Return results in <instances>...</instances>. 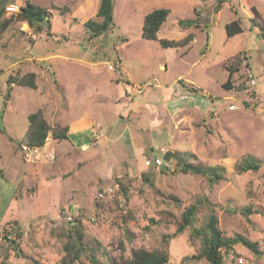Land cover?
I'll list each match as a JSON object with an SVG mask.
<instances>
[{
  "label": "rangeland",
  "instance_id": "rangeland-1",
  "mask_svg": "<svg viewBox=\"0 0 264 264\" xmlns=\"http://www.w3.org/2000/svg\"><path fill=\"white\" fill-rule=\"evenodd\" d=\"M221 1L216 14L219 0H112V28L90 37L83 23L96 20L100 0H13L19 6L30 2L45 8L50 29L38 31L13 19L0 33V227L16 234L13 241L22 253L17 256L0 240V264L4 259L7 264H61L67 254L69 264H107L120 256L130 258L131 251L140 248L166 251L167 264H210L193 259L208 234L209 204L222 237L242 235L257 243L259 251L255 255L235 244L232 251H223V264H264V37L259 34V27L264 28V0ZM155 9L169 13L158 39L146 40L141 36L143 19ZM15 14L5 12L4 18ZM235 19L242 33L228 38L224 27ZM193 33L185 47L162 48L158 42ZM234 56L242 64L233 74V88L227 90L223 65ZM246 69L255 81L251 90L245 86ZM29 72L38 76L35 89L8 84L9 77ZM180 79L220 103L212 102L216 114L208 115L207 124L185 121L177 124L176 133L174 120L165 122L155 108L166 103L171 109L181 102L173 95L164 98L156 86L168 95ZM149 82L142 95L131 94L133 88L127 85ZM125 92L132 102L121 100L115 106ZM149 96L151 102L145 105ZM230 104L236 109L229 110ZM38 109L53 126L68 127L87 113L104 127L107 140L76 147L81 143L78 137L75 144L72 135L65 140L48 136L43 145L52 159L26 162L19 143L27 115ZM134 123L147 129L139 134L150 143L148 159L162 158L163 146L192 154L204 166H224L223 179L210 185L201 175L175 171L174 160L163 162L169 169L161 172L144 166L140 158L137 162L144 169L130 170L132 151L125 140ZM118 133L122 137L115 139ZM244 154L261 164L257 172L234 171ZM108 188L112 190L97 198ZM195 204L192 227L175 235L182 213ZM244 208L257 213L246 219ZM74 219L82 228L79 241L70 229ZM195 230L201 237L191 238ZM73 245L77 260L69 250Z\"/></svg>",
  "mask_w": 264,
  "mask_h": 264
},
{
  "label": "trees",
  "instance_id": "trees-1",
  "mask_svg": "<svg viewBox=\"0 0 264 264\" xmlns=\"http://www.w3.org/2000/svg\"><path fill=\"white\" fill-rule=\"evenodd\" d=\"M219 2L220 3H218L215 8L216 12L220 10V4L223 3V1L221 0H219ZM11 3H13V0H0V33H3L9 28V26L13 22V19L26 22L30 28L36 29L38 31L43 29H50V24H48V19L46 16V14L48 13L47 10H45V8H40L30 2H26L24 6H20L19 12L15 14L14 18L10 17L8 19H5V6ZM168 13L169 11L166 9H155L146 14L143 19L141 33L142 38L146 40H157V33L161 25L166 20ZM254 15L255 17H257L258 13L255 12ZM96 17V20L89 19L83 23L84 28L90 32V37L102 35L112 28V0H100L98 10L96 12ZM252 22L255 24V26H258L255 20H253ZM224 30L228 38L241 34L242 28L240 26V20L235 19L227 23L224 27ZM259 34L264 37V28L262 26L259 27ZM192 40L193 34H187L183 38L178 40L159 39L158 42L162 48H179L187 46ZM241 64L242 60H240L239 58H235L234 56L232 62L223 65L224 69L228 73V78L223 84V87L225 89H231L233 74L239 71V67L241 66ZM7 82L9 85L17 84L22 87L35 89L36 75L32 72H29L22 76H11L8 78ZM189 90L193 93L200 92V90L196 89L195 87H191ZM7 93H9V91ZM208 99L211 98L208 97ZM27 120L28 125L19 145L26 144L28 146L39 147L45 143V140L48 136H51L54 140H65L69 137L68 127L61 125L51 126L50 124H48L42 109H38L35 112L30 113L27 117ZM177 154L182 159V165L180 168H175V171L183 174L201 175L208 181L210 185L217 183L218 181L223 179V176L225 174L224 166H204L202 163L196 162V157L192 154L179 152ZM154 159H152V162H150L149 164L152 167L155 166ZM260 166L261 164L254 156L250 154H244L239 158V160L235 162L234 171L237 174H243L248 171L257 172L260 169ZM168 169L169 168L166 167L167 171ZM160 171L163 172L165 170H163V167H160ZM121 189L123 190V192H125V187L123 186V184L121 185ZM208 208L210 211L206 224V230L208 234L204 238H201V249L195 256H193V259L199 260L203 258L210 264H223V251L225 253L232 251V246L238 243L245 246L253 254L259 255L257 243L249 241L242 235H236L233 238L222 237L221 231L218 228L217 218L213 212V208L210 204L208 205ZM196 210L197 205L195 204L191 205L182 213L181 223L177 226L174 233L175 235H179L183 233L186 228L192 227ZM254 212L257 213V211ZM254 212H252L251 208H244L242 210V214L246 216V219H248V216ZM69 224H71V232L75 234L78 241L81 240L82 228L80 222L74 219L73 222ZM4 231L6 232V234H8L10 230ZM194 237H201L200 231H193L191 233V238ZM4 241L10 244V249H12L17 256H22V253L18 248L19 246L15 241L6 238L4 239ZM73 248L74 245L73 247L70 246L69 250L73 251V258L77 260L78 254L76 252L78 251H74ZM66 251L68 252V242ZM70 258L71 256L67 254V256L62 260L61 264H69L68 261ZM168 261L169 254L166 251L151 252L140 248L137 250H132L130 258L120 256L117 259L114 258L113 260H108L107 264H167ZM92 262H94V260ZM1 264H7V259H4Z\"/></svg>",
  "mask_w": 264,
  "mask_h": 264
},
{
  "label": "crops",
  "instance_id": "crops-1",
  "mask_svg": "<svg viewBox=\"0 0 264 264\" xmlns=\"http://www.w3.org/2000/svg\"><path fill=\"white\" fill-rule=\"evenodd\" d=\"M219 12H220V10L218 12H215V13L218 14ZM193 39H194V33H193ZM244 63L246 64V60H244ZM109 67H111V66H109ZM160 69H163V67L160 66ZM109 70H114V69H109ZM32 73H34V72H32ZM178 78L179 77H177V79ZM227 78H228V74H227ZM38 81H39L38 76H36V87L38 86ZM180 82H181V84H180ZM175 83H177V85L175 84L176 86H175L174 90L172 92H169L168 95L166 94L165 89L162 86H160V85L156 86L158 89L161 90L162 95L165 96L164 98L167 99V98H170L171 95H173V97H177V98H174V101H180L181 102L180 105H176V106L172 107L171 109H167V105H165L166 103L165 104L163 103L162 105H159L157 107L155 106L156 112L158 113L160 118H163L165 122L168 118H170L171 120H174L173 121V129L175 132L177 130L176 129L177 124H183V122H185V121L189 122L190 124H193L195 121H201L202 124H207L210 121L209 119H211V117L208 118V115H210L212 113V115H213L212 117H214L216 114V112H215L216 108L212 102L215 101V103H220V100L212 99V96L209 95V93H207L206 91L202 90L201 88H199L197 86H193L190 82H187L186 80L180 79V80L176 81ZM127 85H129V87L133 88V91L131 89V94H133V95L139 94V93H136V91L134 90L135 87H133L134 86L133 84L130 85L129 83H127ZM149 85H150V82L146 83V87ZM232 85H233V78L231 81V86ZM191 87H195L196 89H199L200 92L193 93L192 91L189 90ZM232 88H233V86L231 87V89ZM140 94L142 95V92ZM123 95H124L123 97L116 99L115 106H117V104L121 100H127V101H129V103L132 102V99H130L131 95L129 94V92H125ZM150 96H152V94H150ZM150 96L148 98L146 97V100H144L145 105L149 104V102H151ZM198 96H200V99L196 100ZM207 96L210 97L213 101H211V99H208ZM182 99H186L187 101L182 102ZM9 105H10V103L7 106H9ZM81 118L82 119H80L78 121H71L70 125H68V135H70V136L72 135V138H73L72 140H74L75 144L77 143L76 138L77 137L80 138L79 140L81 141V143H79L78 146H76V147H79V146H86L87 147L88 144H90V145L92 144L93 140H97V142H95L96 145L101 139L107 140V138L104 135V134H106L104 131L105 129H103L104 127L98 126L96 123L97 121L95 119L90 118L87 115V113H85V115H83V117H81ZM161 121H162V119H161ZM134 125L135 126H133V129H131V131L128 135V139L125 140V142L128 144V147L132 151L131 156H130L131 160H129L130 164H131L130 170L132 169L136 172H138V171L140 172L144 169L143 165L148 166V167L151 166V165L145 164L146 162H149V164H150V162H152V160L148 159V156H147L148 148L151 150V147H150V143H146L144 140H142L140 138L141 136L139 134L140 132L147 131V129L143 130V129L139 128L140 126L135 124V123H134ZM51 126H53V125L51 124ZM162 126H163V130H166L168 132V129L164 128L165 124H163V122L161 124V127ZM107 128H111V127L107 126ZM175 132L173 133L174 138L176 135ZM94 133H97V136H98L97 138H94ZM118 134H119L118 137H116L115 139H117V138L119 139V137H122L121 133H118ZM75 135H77V136H75ZM107 135H109V134L107 133ZM173 137L171 136V138H173ZM86 147H83V148L85 149ZM166 151H169V149H165L163 146H161L159 149V153L161 155ZM140 158H142V160H143L142 166L140 165L139 162H137V160ZM155 158H158V157H155ZM159 158H160V156H159ZM161 167H164L163 164Z\"/></svg>",
  "mask_w": 264,
  "mask_h": 264
},
{
  "label": "built area",
  "instance_id": "built-area-1",
  "mask_svg": "<svg viewBox=\"0 0 264 264\" xmlns=\"http://www.w3.org/2000/svg\"><path fill=\"white\" fill-rule=\"evenodd\" d=\"M19 8L20 6L15 4V3H11L8 4L7 6H5V12L7 14H14V13H18L19 12ZM110 69H112L111 67H109ZM247 74H246V79H245V86L251 90L255 88V81H254V77L250 71V69H247ZM146 87V84H144L143 86H136L134 88V90L136 91V93H141L142 89ZM247 101L249 103L253 102V98L252 96H249ZM229 110H234L236 109V106L234 104H231L228 107ZM97 133H94V138H97ZM20 154L23 158V160H25L26 162L29 163H37V162H48L50 161L52 158L51 153L47 152L46 150V146H28L26 144H21L20 145ZM146 165H149V162L145 163ZM154 164L156 167H161L163 164V160L161 158H155L154 159ZM110 188L108 189H104L103 192L101 191L100 193L97 194V198H102L103 195H105L107 192H110ZM69 221H71V217L67 218ZM95 218H93L92 220H94ZM16 237V234L14 232H10L8 234H6V232L4 231V229H2L0 227V240H4L9 239V240H14Z\"/></svg>",
  "mask_w": 264,
  "mask_h": 264
},
{
  "label": "water",
  "instance_id": "water-1",
  "mask_svg": "<svg viewBox=\"0 0 264 264\" xmlns=\"http://www.w3.org/2000/svg\"><path fill=\"white\" fill-rule=\"evenodd\" d=\"M162 160L163 162L167 163L170 160H174L176 162L175 166L176 168H180L182 165V159L180 158V156L172 151H166L162 154ZM163 170H166V166L163 167Z\"/></svg>",
  "mask_w": 264,
  "mask_h": 264
}]
</instances>
